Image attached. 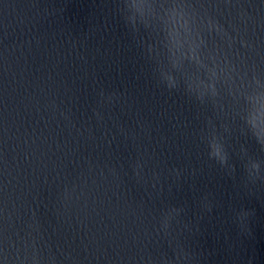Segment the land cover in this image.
I'll return each instance as SVG.
<instances>
[{
  "label": "water",
  "instance_id": "95a60500",
  "mask_svg": "<svg viewBox=\"0 0 264 264\" xmlns=\"http://www.w3.org/2000/svg\"><path fill=\"white\" fill-rule=\"evenodd\" d=\"M0 264H264V0H0Z\"/></svg>",
  "mask_w": 264,
  "mask_h": 264
},
{
  "label": "clouds",
  "instance_id": "9594fccd",
  "mask_svg": "<svg viewBox=\"0 0 264 264\" xmlns=\"http://www.w3.org/2000/svg\"><path fill=\"white\" fill-rule=\"evenodd\" d=\"M216 154H217L218 156L220 155V153H219V152H217ZM221 158H222V157H221Z\"/></svg>",
  "mask_w": 264,
  "mask_h": 264
}]
</instances>
